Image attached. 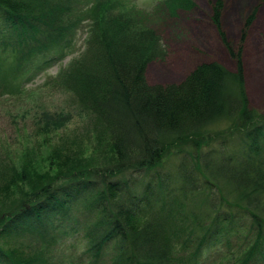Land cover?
<instances>
[{
	"label": "trees",
	"instance_id": "obj_1",
	"mask_svg": "<svg viewBox=\"0 0 264 264\" xmlns=\"http://www.w3.org/2000/svg\"><path fill=\"white\" fill-rule=\"evenodd\" d=\"M140 1L168 15L192 7L190 0H0V100L26 94L25 85L71 54L51 84L68 90L88 120V142L98 150L104 142L117 157L100 169L71 161L60 183L33 185L0 216V242L47 247L43 238L70 235L63 221L83 204L89 248L82 258L70 255L76 264H102L110 247V264H202L207 254L209 264H264V113L248 108L241 62L235 71L201 64L181 84L150 86L145 66L168 51ZM222 7V0L211 6L212 22ZM42 116L33 125L58 129L68 120ZM224 122L227 132L208 145V129ZM48 141L40 136L39 146ZM72 146H53L51 156ZM26 157L23 175L32 171ZM12 186L6 178L1 193L8 197ZM228 236L236 241L220 248ZM37 258L0 245V264H43Z\"/></svg>",
	"mask_w": 264,
	"mask_h": 264
},
{
	"label": "rangeland",
	"instance_id": "obj_2",
	"mask_svg": "<svg viewBox=\"0 0 264 264\" xmlns=\"http://www.w3.org/2000/svg\"><path fill=\"white\" fill-rule=\"evenodd\" d=\"M190 1L192 7L188 10L179 8L174 15L166 14L159 4L151 1L137 3L139 9L145 10L142 12L143 19L161 34L168 51L164 61H150L145 66L147 83L150 86L181 84L197 66L205 63H218L229 71H235L239 60L248 108L259 115L264 113V0H222L223 7L217 23L211 19L214 15L211 6L216 0ZM78 47H81V42ZM69 59L35 77L25 85L26 94L21 97L0 100V161L5 162L0 163V175L3 176L0 183L6 178L13 183L8 197L0 191V216L12 209L14 203L30 192L33 185L44 186L49 181L60 183L63 178L58 175L65 174L68 162L76 161L81 169H100L117 161L116 155L106 148L104 142L98 143L101 150L93 146L94 140L88 142L84 134L88 120L79 114L68 90L51 84L50 78ZM43 112L58 114L59 117L68 116V120L58 129L51 125L44 127V120L40 125H33L34 116L42 119ZM227 128L225 122L212 125L205 136L207 144L212 145L218 132H227ZM73 134H78L74 141ZM43 135H51L52 141L40 147L38 141ZM67 139L71 142H66ZM64 143L73 144L68 147L70 153L53 158V146L60 147ZM59 149L64 150L65 147ZM26 154L29 156L26 159L32 163V171L23 175ZM172 167L168 163L165 165L168 172L173 171ZM67 215L68 218L63 221V231L70 235L43 238L46 240L41 241L47 247L29 244L27 239L1 241L0 245L14 255L35 252L43 264L48 262L47 258L55 264H76L74 258L84 257V252L89 248L85 234L91 221L83 204L71 208ZM235 241L236 238L228 236L218 246L226 248L228 242ZM112 254L113 248L110 247L104 253L102 264H110ZM209 257L205 255L202 264H209ZM87 261L89 259H84L82 263L87 264Z\"/></svg>",
	"mask_w": 264,
	"mask_h": 264
}]
</instances>
